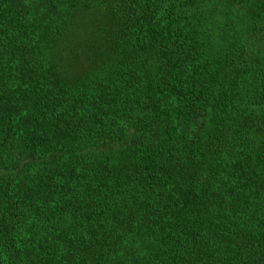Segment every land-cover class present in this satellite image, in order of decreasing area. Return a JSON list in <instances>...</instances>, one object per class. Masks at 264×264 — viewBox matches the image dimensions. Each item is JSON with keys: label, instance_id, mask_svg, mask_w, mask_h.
Listing matches in <instances>:
<instances>
[{"label": "trees", "instance_id": "trees-1", "mask_svg": "<svg viewBox=\"0 0 264 264\" xmlns=\"http://www.w3.org/2000/svg\"><path fill=\"white\" fill-rule=\"evenodd\" d=\"M0 264H264V0H0Z\"/></svg>", "mask_w": 264, "mask_h": 264}]
</instances>
